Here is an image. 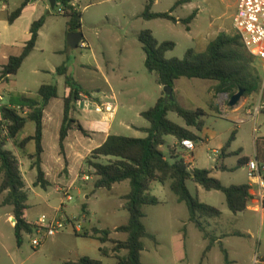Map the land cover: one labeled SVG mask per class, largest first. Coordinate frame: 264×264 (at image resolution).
<instances>
[{
  "label": "rangeland",
  "instance_id": "374dc122",
  "mask_svg": "<svg viewBox=\"0 0 264 264\" xmlns=\"http://www.w3.org/2000/svg\"><path fill=\"white\" fill-rule=\"evenodd\" d=\"M22 1L9 0L10 15L21 6ZM181 1L183 0H159L153 11L168 13ZM194 1V3H184L175 8L172 13L175 18L185 20L199 10L197 18L195 17L189 23L191 31H188V24L184 22L142 19L141 15L145 10L147 0H75L74 4L83 13L82 34L84 39L82 42L87 45V48H83L81 42L77 49L71 48L67 43V19L60 14V10H50V15L48 11L42 10V16L46 17V25L35 50L25 60L16 76H12L9 82L0 81V108L10 105L11 100L18 96L37 97L43 85H57L59 97L51 101L50 108L45 115V121L52 124L49 125L52 132L47 131L45 146L50 154L49 159L53 158L55 149H57L56 157L60 155L65 166L66 147L62 152L59 146V124L63 119V97L69 90L65 84V76L57 74V69L65 65L68 67V73L92 93L91 97H82L80 107L73 111V116L77 111L79 115L80 112H89L90 123L89 121L87 123V120L84 122L86 127L92 131L96 127L106 129L110 125L108 132L110 135L130 138L147 137L148 134L141 130L148 129L151 125L141 114L153 108L161 97H165V94L164 88L161 89L158 83V75L150 73L145 67L146 54L139 42V34L143 30H150L160 43L173 42L175 48L166 53V59H183L189 49H199L198 53L202 54L206 50L202 51L198 44L206 39L211 23L215 22L226 29L230 25L236 2V0ZM29 10L19 21L21 27H25L30 21H35L34 19H40V14L36 16L33 11ZM6 19L8 20L7 13L1 16V20L6 21ZM227 32L228 34L235 33L232 27L228 28ZM1 34L5 35L1 32L0 37ZM22 43L20 41L17 47L22 46ZM253 68L263 77L261 91L251 96L244 95L236 107L227 110L226 107L231 97L229 94L218 92L217 82L185 78L175 82L176 97L183 107L203 109L208 114L206 130L209 131L213 143L211 145L204 142L197 144L194 151L195 159L192 162L194 166L203 169L215 168L218 162L209 159L208 156L213 154V148H217L221 143H227L236 131V138L230 149L234 154L226 160V165L234 170L212 175L224 185L239 184L247 180V168L239 167L240 158L253 157L256 142L264 140V116H259L255 125V121L246 115L249 110H253L260 96L264 94L263 63L255 59ZM107 103L117 107L113 120L109 118L110 114L105 109ZM220 105L224 112L220 111ZM97 106L104 107L102 114L96 112ZM233 109H239L241 113H245L239 119L240 125L229 120ZM113 112L114 110H111V113ZM168 118L181 127H186L184 120L176 113L170 112ZM33 128L34 125L29 123L16 140H11L5 133L0 132V140H6L5 149L13 152L17 157L26 184L25 190L29 195L28 205L30 206L26 216L32 222L46 216L49 219H68L69 223L62 233L47 239L37 250L32 246L33 239L37 238L35 233L24 234L21 246H18L14 236L11 242L12 250L10 241L8 243L6 241L7 237L10 238L14 232L7 214L12 213V207L3 205L5 193H0V234L5 238L2 243L8 251L5 252L0 248V264H66L84 256L100 260L103 264H116V257L126 256L127 251L114 252V243L108 242L102 245L94 239L81 237V235L89 236V231L94 228L113 230L126 225L129 220V213L122 208L124 202L117 195L121 191H128V185H118L116 191L96 190L94 187L96 177L93 176L94 170L89 167L87 160L92 151L101 145V138L95 135L87 139L85 137H90L89 133L83 137L75 126L70 130L71 145L69 143L68 152L74 153L76 145L87 149L71 158L76 163L72 161L73 178L80 172V179L77 178L72 185L69 191L72 200L67 201L65 200L66 192H61L58 188L70 185L65 176L68 174V164L62 178L52 179L50 187L43 189L41 186H35L37 170L32 169L34 161L30 160V155L35 153V143H30L25 148L20 147L22 138L31 135ZM55 128L58 131L56 142L52 141ZM199 135L204 136L201 132ZM165 141L166 144L161 149L164 154L168 155L176 139L167 136ZM89 147L94 149L91 150ZM102 161L105 163L107 159ZM80 166L83 167L80 168ZM86 175L89 177L88 180H85ZM2 180L3 174L0 172V185ZM196 187L200 188V193ZM188 188L193 196L199 197L202 203L224 212L225 218L220 223L221 227L227 232H240L238 235L229 237L224 244L229 247L230 260L234 264H249L252 254L256 255V242L261 229L264 232L260 217L258 219L246 217L248 220L243 217L236 219L235 214L228 209L225 195L222 192L207 191L193 182L188 183ZM150 193L162 203L143 208L146 216L144 224L148 232L157 239H143L142 262L144 264H225L224 255L219 246L212 248L205 256V247L208 242L206 243L203 234L195 224L188 222V208L171 191L170 183L162 185L159 182H153ZM209 220L212 223H209ZM216 221L217 219L205 220V225L206 222L209 224L211 234L219 233L216 230L218 229ZM79 225L82 227L80 232L75 230V227ZM184 227L186 230L179 232V229ZM249 230L251 236L247 234ZM178 232L180 235L186 233L185 248L180 247V237H176V234L179 235ZM111 238L114 241L124 240L127 235L113 231ZM104 246L110 256H103L100 252L99 248ZM19 249L18 255L12 252ZM8 253H11L15 259L13 262L8 258Z\"/></svg>",
  "mask_w": 264,
  "mask_h": 264
},
{
  "label": "trees",
  "instance_id": "16d2710c",
  "mask_svg": "<svg viewBox=\"0 0 264 264\" xmlns=\"http://www.w3.org/2000/svg\"><path fill=\"white\" fill-rule=\"evenodd\" d=\"M31 1L25 0L22 5L9 16V23L13 24L21 17L25 8ZM56 9L62 8L63 16L67 19V33L82 32L83 13L74 4L75 0H55ZM157 0H148L141 18L146 21L156 19L168 20L178 23L172 13L175 8L184 4L185 0L177 3L168 13H154L153 6ZM195 13L188 19L181 20L189 24ZM46 17L35 21L30 29V39L25 43L19 55L10 56L2 67L0 81L9 82L10 77L16 76L25 60L35 50L40 30L45 25ZM139 42L146 54L145 67L150 73L158 75V83L162 87H175V82L182 78L200 79L218 83V92L235 95L239 90L244 95L251 96L261 91L263 77L253 68L255 58L248 52L242 38L236 32L234 34L220 33L213 40L202 54L195 49H189L183 59H166V53L175 48L173 42L160 43L150 30H143L139 34ZM80 47V46H79ZM57 74L65 76V84L69 94L64 98V116L60 130L59 145L62 152L65 150V141L73 126L83 135H88L81 123L74 118L73 111L83 96L91 97L92 93L78 83L68 73V67L63 65L57 69ZM165 94V93H164ZM59 97L57 85H43L38 91L37 97L26 95L13 98L10 105L0 108V126L7 131V137L11 140L19 138L29 123L34 125V134L24 138L20 147L25 148L30 143H35V153L30 155L34 161L32 169L37 170V181L35 186L43 189L49 187L42 168L44 112L53 99ZM175 97V96H174ZM170 112L176 113L182 118L187 127L202 132L206 127L207 112L203 109H186L176 100L166 102L161 97L157 104L143 112L141 116L150 123V128L142 129L147 133L145 138H130L120 135H110L105 143L95 149L87 160L90 168L94 170L93 176L95 189L111 190L116 184L129 182L130 192L122 196L125 201V209L129 213V220L115 230L95 229L92 237L100 241L102 245L114 243V252L127 251L126 256H117L116 264H144L142 252L144 251L143 239L155 240L145 224V206L160 204L157 197L151 195L150 189L153 182L162 185L170 183L171 191L178 197V200L185 203L190 222L195 224L206 239H210L211 248L214 240L207 231L205 220L217 219L222 212L213 206L202 203L197 196H193L188 188V183L193 182L202 186L207 191H219L225 195L228 209L235 215L247 210L253 196L250 193V186L247 184L225 186L220 180L212 176V171L207 169L190 170V165L184 158L182 146L183 140H192L199 143L201 138L192 131L181 127L168 118ZM172 136L177 144L170 147L169 154L162 151L166 144L165 137ZM236 132H233L222 152L223 155L235 141ZM6 140H0V172L3 180L0 185V193H5L4 206L12 207L15 219V237L18 246L22 245L24 234L35 233V224L28 221L27 211L29 195L26 192V184L19 168L17 157L13 152L5 149ZM107 159V162H103ZM249 158L244 162L248 163ZM264 162V161H263ZM67 165V162H66ZM226 170V167H223ZM264 174V172H263ZM87 176V175H86ZM123 233L127 235L126 240L114 241L111 234ZM87 238L88 235H81ZM103 256H109L105 247L100 248ZM225 264H232L227 250L222 249ZM66 264H103L100 260L90 257H81L76 261H69Z\"/></svg>",
  "mask_w": 264,
  "mask_h": 264
},
{
  "label": "crops",
  "instance_id": "0c3cea01",
  "mask_svg": "<svg viewBox=\"0 0 264 264\" xmlns=\"http://www.w3.org/2000/svg\"><path fill=\"white\" fill-rule=\"evenodd\" d=\"M25 0H23L22 1V3L24 2ZM148 1V0H147ZM158 1L159 0H157L156 2H155V4H154V6L158 3ZM239 1L240 0H236V2H235V7H234V11H233V13H232V16H231V22H230V25L225 29H223V27L222 26H218L215 22H212L211 23V25H210V27H209V29H208V35H207V37H206V39L205 40H203L202 42H200L199 44H198V47H200L201 48V50L203 51H205L206 49H207V47H208V45L213 41V40H215L216 38H217V36L220 34V33H227L228 34V32H227V29L228 28H233V18H234V16H235V14H236V12H237V5H238V3H239ZM195 1L194 0H185V2L184 3H194ZM147 4V3H146ZM3 5L4 6H2L1 8H0V33L1 32H4L5 33V35H3V34H1V37H0V71L2 70V67L6 64V62H7V60H8V58L10 57V56H13V55H19L21 52H22V49H23V47H24V45H25V43L30 39V29H31V26H32V24L35 22V21H37V19H34L35 21H30V23L28 24V25H26L25 27H21L20 26V24H19V21L24 17L23 15L26 13V11L27 10H29V11H33V13H35L36 14V16L38 15V14H40V19L43 17L42 16V10H45V11H48L49 12V10H51L50 9V3H49V0H38V1H31L29 4H28V6L25 8V10H24V12H23V14L21 15V17L19 18V19H17V21H15L13 24H10L9 23V11H10V7H9V0H3ZM22 5V4H21ZM43 5V6H42ZM36 6H39V7H36ZM154 6H153V8H154ZM182 6V5H181ZM180 7V6H179ZM31 8H33L32 10H31ZM152 11H153V9H152ZM198 11L199 10H196V12L198 13ZM154 12V11H153ZM5 13H7V17H8V20L6 19V21H3V20H1V16L3 15V14H5ZM154 13H158V12H154ZM197 13H195V16H194V18L196 17L197 18ZM51 14V13H50ZM50 14H48V15H50ZM174 16V15H173ZM39 18V17H38ZM193 18V19H194ZM177 20H179L178 21V23L180 22L181 23V19H179V18H176ZM193 19H192V21H193ZM45 25H46V23H45ZM45 25L42 27V29L40 30V35H39V39H38V42H39V40H40V37H41V34H42V31H43V29H44V27H45ZM187 30L188 31H191V27H190V25L188 24V27H187ZM20 41H22L23 43V45L22 46H20V47H17V45L19 44V42ZM82 44V47L83 48H87V45H86V43H84V42H82L81 43ZM80 44V45H81ZM79 45V46H80ZM84 45V46H83ZM79 48V47H78ZM196 52H200L199 51V49H196ZM1 73V72H0ZM11 78V77H10ZM162 88H164V87H162L161 86V89ZM97 92H99V90L97 91ZM69 94V91L67 92V94L63 97V98H65L67 95ZM174 94H175V98H176V100H177V97H176V89L174 88ZM54 100V99H53ZM177 102L180 104V101H178L177 100ZM51 103V102H50ZM181 105V104H180ZM50 106V104L48 105V107L46 108V110H45V112H44V119H43V124H44V131H43V148H44V153H43V155H42V159H43V162H42V168H43V171H44V173H45V178H46V180L49 182V184L51 185L52 184V179L53 180H57L58 178H62V176H63V174H64V170L66 169V166L67 165H65L64 166V164H63V161H62V157L59 155V157L57 158L56 157V150L57 149H55V154H54V156H53V158L52 159H49V152L46 150V146H45V141H46V135H47V131H50V132H52L51 130H52V128H50L49 127V125H52V124H48L46 121H45V115L47 114V112H48V108H50L49 107ZM106 106H110L111 107V110L113 111L114 110V112L113 113H109L110 114V117L109 118H111L112 120H113V118L115 117V112L117 111V107L116 106H113L112 104H110V103H107L106 104ZM182 106V105H181ZM183 107V106H182ZM221 105L219 106V108H220V111L221 112H224L222 109H221ZM185 108V107H184ZM228 108H230L229 106H227L226 107V110L228 109ZM79 109V108H78ZM89 112H86V113H84V112H80V115H79V113H78V111L75 113V115H74V118L75 119H77L80 123H81V125L84 127V129L89 133V135H90V137H85L84 135H83V137H85V138H87V139H90V138H93V137H95V135H96V137H100L101 138V145H103L104 143H105V141L107 140V138L110 136V134L108 133L109 131H110V125H108L107 126V128L105 129V128H103V127H96L95 129H93V131L92 130H89L87 127H86V124H85V122H84V120H87V123H88V121H89V123H90V118H89V114H88ZM225 114H226V112H225ZM242 114H245V113H241V110H239V109H236V110H232V113H231V117L229 118V120H231L232 122H234L236 125H238V123H239V119L241 118V116H242ZM247 116H249V111H248V113L246 114ZM63 116H64V112H63ZM226 116H227V114H226ZM260 116H262V115H260ZM250 117V116H249ZM259 117V116H258ZM258 117H256V118H253V121H255V125L257 124V118ZM62 122H63V119H62V121L60 122V124H59V126H60V130H61V126H62ZM241 123H239V125H240ZM184 128H186V129H188V130H190V131H192L193 133H195V134H197L200 138H201V141L200 142H204V143H207L208 145H211L212 143H213V140H212V137H210L209 136V131L208 130H206V127H205V129L201 132V133H203L204 134V136L203 137H201L200 135H199V132H197V130L196 129H194V128H191V127H184ZM54 130V129H53ZM58 130H59V128H58ZM255 130H257L256 128H255ZM57 130H56V128H55V134H53L52 135V141L54 140V142H56L57 141ZM236 132V131H235ZM34 134V128H33V132L31 133V135H28V136H26V137H29V136H32ZM69 135H70V132H69ZM92 136V137H91ZM215 135H213V137H214ZM26 137H24V138H26ZM24 138H22V139H24ZM59 140H60V134H59ZM192 141V140H191ZM199 142V143H200ZM69 143H70V138H69V136L67 137V139H66V141H65V143H64V145H65V147H66V157L64 158L65 159V163L67 162V164H68V167H67V175H65L66 177H67V179L69 180V182H70V185L67 187H61V189L60 188H58V190H60L61 192L62 191H64V192H66V193H68L69 194V191H70V189H71V187H72V185H74V183H75V181H76V179L77 178H79L80 179V177H79V175H80V172L78 173V174H76L75 175V177L73 178V174H74V171H73V167H72V161H73V163H75V160H72L71 158H74V157H76L75 155H80L81 154V152L82 151H84L85 149H87V148H82L81 146H79V145H76L75 147H74V153H70V152H68V148H69ZM177 144V140H176V143L174 144V146ZM196 144V148H197V144L198 143H195ZM70 145H71V143H70ZM100 145V146H101ZM225 145H226V143H224V144H220V145H218V147L217 148H213L212 149V152H213V154L212 155H209L208 157H209V159H211V160H214V161H216V162H218V164H217V166L215 167V168H210V169H207V170H211L212 171V175L213 174H215V173H225V172H230V171H232V170H234V169H230L227 165H226V160H227V158L228 157H230L231 155H233L234 153L232 152V151H230V149H231V147L227 150V152L225 153V155H223V152H222V150H223V148L225 147ZM60 146V145H59ZM99 146V147H100ZM98 147V148H99ZM91 150H93L94 148H91V147H89ZM95 149H97V148H95ZM94 149V150H95ZM93 150V151H94ZM196 150V149H195ZM92 151V152H93ZM184 158H185V160H186V162L190 165V170L191 171H193L194 169H203V168H199V167H196V166H194L193 164H192V162H194V152L192 153V157H190V153L185 149L184 150ZM52 156V155H51ZM245 158H249V161H248V163L251 161V160H255V161H257L258 162V164L260 165V166H263L264 165V140L263 141H257L256 142V150H255V154H254V156L253 157H242V158H240V161H239V167H241V168H247V180L246 181H243V182H241V183H239V184H231V185H225V186H227V187H229V186H233V185H243V184H247V185H249L250 186V188H251V190H250V193H251V195L254 197L253 198V200L250 202V204H249V206H248V208H247V210L245 211V212H243V213H239V214H237V215H235V217H236V219H241L242 217L243 218H245V219H247L248 220V218H246V217H249L250 219H254V217H256L257 219H258V217H260V220H261V223H263V225H264V211H258V207H257V204H258V195H259V191H260V187H259V185H257V183L255 182V181H253V180H251L250 178H249V176H248V171H249V168H248V163H245L244 162V159ZM76 164V163H75ZM30 166H31V162H30V164H29ZM83 166H80V168H82ZM223 167H226V170L225 169H223ZM215 178V177H214ZM83 180H84V178H82ZM219 180V179H218ZM125 183H127V182H123V183H121V184H116L110 191H116L117 190V186L118 185H128L127 187H128V191H126V192H124V191H121V192H119L117 195H118V197L120 198V200L121 201H123L124 203L122 204V208L123 209H125V201L124 200H122V196L123 195H125V194H127V193H129L130 192V184H125ZM50 185H49V187H50ZM198 185V184H197ZM196 189H197V191L200 193V188L199 187H196ZM65 193V194H66ZM199 198V197H198ZM200 200V199H199ZM159 201H160V204L162 203V201L159 199ZM159 205V204H158ZM126 210V209H125ZM221 211V210H220ZM222 212V216L220 217V218H217V221H216V225L218 226V229H216V230H218V234H211L210 233V231H209V224H207V222H206V225H207V227H206V229H207V231L211 234V236H212V238H213V240H214V243L211 245V248L209 249V251L207 250V248H208V246H210V239H206L205 237H204V240L206 241V251H205V256H206V254L208 253V252H210L211 251V249L212 248H214V247H216V246H219L220 248H221V251H222V249H225V250H227V252H228V254H229V251H228V248L229 247H226L224 244H225V242H226V240H228V238L229 237H231V236H235V235H238V234H240V232H236V231H233V232H227L226 230H224V228H222L221 226H222V224H220L221 223V221L223 220V218H225L224 216V212L223 211H221ZM8 214V221L9 222H11L12 223V229H13V231H14V227H15V222L13 221L14 220V217H13V213H11V212H8L7 213ZM27 217V216H26ZM237 217H240V218H237ZM28 219V218H27ZM189 219H190V215H189ZM39 220V219H38ZM37 220V221H38ZM29 221V220H28ZM37 221H29V222H31V223H33V224H35ZM188 222L190 223V220H188ZM209 223H212L211 222V220H209L208 221ZM205 225V226H206ZM262 226V225H261ZM186 227V226H185ZM183 228V229H179V232H183V231H185L186 230V228ZM116 228H118V227H116ZM116 228H114L113 230H115ZM92 230H95V228L94 229H92ZM92 230L91 231H89L90 233H89V237H87V238H89V239H94V240H96V241H99L98 239H96V238H93L92 237V235H93V233H92ZM99 230V229H98ZM226 231V232H225ZM178 232V233H179ZM250 230L249 231H247V234H249L250 235ZM261 234L259 235V239H257V242H256V245H257V249H256V254H259V256L261 257V259H262V261L264 262V232H263V230L261 229V232H260ZM15 236V232H13L12 233V235H11V237L9 238V237H7V239H6V241H7V243L10 241V246H11V249L13 250V248H12V244H11V242L13 241V237ZM153 236V235H152ZM251 236V235H250ZM176 237H180V240H179V242H180V247L182 248V247H184L185 248V245H184V242H185V238H186V233L184 234V235H180V233H179V235L178 234H176ZM53 238V237H52ZM154 238H155V240H157L156 239V237L154 236ZM127 239V238H126ZM126 239H124V240H126ZM5 241V238H4V236L3 235H1L0 234V248H1V250H4L5 252H8L7 251V247L2 243V242H4ZM100 242V241H99ZM105 248H106V246H104ZM101 248V247H100ZM100 248H99V250H100ZM18 251V252H17ZM17 251H12L14 254H17L18 255V253H19V251H20V249L19 250H17ZM110 256V255H109ZM254 253L252 254V257H251V259H250V262H249V264H253V260H254ZM8 258L13 262V260H15L12 256H11V253H8ZM231 261V260H230ZM232 262V264H234V262L233 261H231Z\"/></svg>",
  "mask_w": 264,
  "mask_h": 264
},
{
  "label": "built area",
  "instance_id": "2783aa9c",
  "mask_svg": "<svg viewBox=\"0 0 264 264\" xmlns=\"http://www.w3.org/2000/svg\"><path fill=\"white\" fill-rule=\"evenodd\" d=\"M4 6L3 0H0V8ZM60 14L63 15L62 8L59 9ZM233 30L241 36L248 52L255 58L263 63L264 68V0H240L237 5V12L233 18ZM84 46V45H83ZM80 103V102H79ZM79 103L77 108H79ZM107 112H111V107H105ZM96 112L102 114L104 107L97 106ZM264 116V94L260 96L258 103L253 107V110H249L250 118H256L258 116ZM0 132L7 135V131L4 127L0 126ZM182 146L191 154L196 149L195 142L191 140H183ZM248 176L251 180L255 181L260 187L258 197V211H264V165L260 166L257 161L251 160L248 163ZM89 177L85 176V180ZM65 200L71 201L70 194H65ZM65 203V202H63ZM69 223L68 219H49L46 216H42L35 223V234L37 238L33 239L32 246L37 250L43 243L52 237H55L62 233ZM82 227L79 225L75 230L80 232ZM253 264H264L259 254L254 256Z\"/></svg>",
  "mask_w": 264,
  "mask_h": 264
},
{
  "label": "water",
  "instance_id": "95a60500",
  "mask_svg": "<svg viewBox=\"0 0 264 264\" xmlns=\"http://www.w3.org/2000/svg\"><path fill=\"white\" fill-rule=\"evenodd\" d=\"M50 3V9L54 10L56 7V1L55 0H49ZM51 11L49 10L48 14H50ZM84 35L82 32H70L67 35V43L68 45L73 48L77 49L80 45V43L83 41ZM164 93H165V100L166 102L174 101V88L172 87H164ZM245 92L243 90H239V92L235 95H233L228 103V106L230 108L236 107L241 99L244 97ZM15 222V219L13 220Z\"/></svg>",
  "mask_w": 264,
  "mask_h": 264
}]
</instances>
